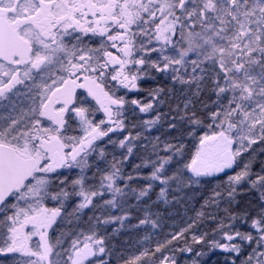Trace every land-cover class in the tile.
I'll list each match as a JSON object with an SVG mask.
<instances>
[{
    "label": "snow or ice",
    "instance_id": "obj_1",
    "mask_svg": "<svg viewBox=\"0 0 264 264\" xmlns=\"http://www.w3.org/2000/svg\"><path fill=\"white\" fill-rule=\"evenodd\" d=\"M134 25L136 31H133ZM112 27L117 31L109 35ZM77 31L105 36L106 42L111 44L98 49L76 45L69 48L64 37L73 36ZM137 36L143 37L139 45L135 43ZM74 39L79 41L80 37L74 36ZM181 41L185 46H180ZM108 47L116 49V54ZM134 52L141 55L135 56ZM153 52L158 54V60L148 58ZM58 54H63V58ZM190 55L195 58L189 59ZM206 63L208 68L204 67ZM56 65H60L66 75L52 79L50 84L36 85L38 102L31 109V120L23 125L24 130L17 128L20 120L16 118L0 129V214H3L0 217V228L3 229L0 254L18 253L26 257L18 264H86L90 257L106 254L104 238L96 236L95 232L84 236L83 240L72 238L67 248L60 239L49 241L46 229L60 215L63 201L69 196L80 198L75 209L79 211L93 206L94 198L111 192L112 198L105 204L119 207L122 215L112 216L103 223L118 222L123 227L129 215L124 201L118 204L116 197H124L125 188L139 201L159 182L163 185L159 198L166 199L170 182L177 189L198 184L202 177L233 168L242 151L264 142V0H199V3L197 0H0V96L16 84L24 83L30 73L35 71L39 77L41 72L50 73ZM129 65L140 67L126 71ZM255 65H259L261 71L253 75L251 69ZM109 68L111 73H108ZM150 69L162 73L171 69L173 79L189 85L196 83L197 92L206 78L211 79L216 102L219 104L221 97L227 101L220 105L222 111L211 113L214 123L219 119L218 130L201 136L195 155L183 164L182 169L191 173L187 180L181 169L167 175L165 166L172 163L173 157L182 156L183 145L165 142L163 150L171 155L160 156L156 152L155 160L134 165L138 170L151 164L149 175L123 173L113 162L111 171L101 175L97 186L87 185L88 157L96 153L104 159L105 151L96 141L111 132L123 130L124 105H136L140 112L153 109L152 102L126 101L122 96L110 95L104 91L103 82L97 80L108 73L112 81H118L124 88L139 90L137 81ZM189 69L188 79L178 75L181 71L188 73ZM21 72L23 78L18 79ZM77 88H86L88 95L100 104L109 123L107 128L102 127L105 120L94 123L88 118V108L75 106L71 112L74 117H79L82 135L67 134L73 129L69 125L65 130L68 123L65 114L69 112ZM161 91L155 89L150 94L155 100ZM41 118L51 121L54 127L43 124ZM160 120L158 114L145 121L144 127L155 126ZM137 138L139 134L134 138L129 135L119 144L124 147L126 141ZM109 143L115 142L109 140ZM233 144L237 145L235 150ZM132 150V146L127 148L124 159ZM73 167L79 168L81 175L72 181L73 190L69 192L65 180L61 179L63 174L58 170ZM251 176L250 164H244L240 171L227 176L230 200L240 194L238 186L247 182L259 191L261 201H264V174H255L254 179ZM138 180L147 183L139 190L130 187L131 182ZM117 181H124V187L117 186ZM214 196L220 197L221 193L216 192ZM46 200H59L61 207H45ZM147 224L157 226L156 221L146 215L135 227ZM29 225L31 231L25 232ZM250 226L255 229V235L233 231L228 225L230 230L222 232L221 236L225 242L214 240L212 247L238 256L242 243L247 242L254 246L245 264H264V208L251 219ZM220 227L225 225L221 223ZM33 236L38 237L34 246L29 243ZM203 239V235L192 236L195 244L202 243ZM237 240L239 242L233 243ZM161 247L157 246L156 251L159 252ZM180 251L191 253L193 249L188 246ZM141 256L127 264H138ZM169 260L164 256L160 264H169ZM100 264L107 262L100 261ZM170 264H176L174 258Z\"/></svg>",
    "mask_w": 264,
    "mask_h": 264
},
{
    "label": "trees",
    "instance_id": "obj_2",
    "mask_svg": "<svg viewBox=\"0 0 264 264\" xmlns=\"http://www.w3.org/2000/svg\"><path fill=\"white\" fill-rule=\"evenodd\" d=\"M142 39V36L141 38L135 37V43L139 45ZM176 39L178 38H174V42ZM168 52L171 54V48ZM134 55L139 56L141 54L135 52ZM148 58L158 60V54L153 52ZM204 67L208 68L209 65L206 63ZM190 73L191 70L189 69L188 73L181 71L178 75L188 79ZM138 86L139 90L130 95H125L124 99L126 101L137 99L141 103L152 102L153 109L140 112L136 105L128 103L124 105L122 116L124 128L122 131L109 135L112 138L110 140L115 143H109V149L104 150L107 162L110 165L116 162L123 168V173L136 175L138 172L140 175L146 176L152 171L151 164L148 165L149 169L141 167L138 170L134 168V165L141 164L142 161L155 160L157 158L156 152L160 156L171 155V153L163 150L165 142L182 144V156L173 157L172 163L165 166L167 175L171 176L178 169L183 170L184 163L190 162L199 148L201 136L212 134L218 130L219 119L214 123L211 113L217 110L222 111L220 105L227 101L221 97L219 104L216 102L217 96L212 90L211 79L206 78L200 84V90L197 92L196 83L189 85L173 79L171 69L163 73L150 69L147 75L139 79ZM155 89L162 91L154 100L150 93ZM186 104L187 107H185ZM158 114L161 117L160 122L155 126L145 128L144 122L153 119ZM193 120L199 121V123H192ZM170 124H175L176 127L170 128ZM137 134H139V138L126 141L124 147L120 146L119 141L124 140L129 135L133 138L137 137ZM154 145L156 146L155 149ZM129 146L133 148L132 153L127 159H124ZM94 161L91 162L92 170L96 167ZM121 161H123L122 164ZM255 162L253 173L256 170V174H264L263 152H257ZM233 173L202 178L198 184L181 186L179 189L170 182L166 199L159 198L160 188L163 185H159L158 182L154 184L149 195L139 201L135 198L134 193L128 192V189L125 188L126 212L129 219L124 221L123 227L120 224L117 225L118 222H112L101 236L104 238L107 259L111 260L110 264H127L129 260L141 256L145 252L146 254L141 256L138 264H159L164 256H168L169 261L174 258L176 264H194V262L195 264H233V261L235 264H245L246 258L241 259L240 255L248 256L253 245L242 246L238 256L211 245L214 240L220 243L225 242L221 236L222 232L230 230L228 225L233 226L242 221L237 229L232 230L248 233L245 229L250 228L251 219L256 217L264 208V201H261L260 194L247 188L241 189L239 187L238 192L240 194L233 200L228 198L226 181L227 176ZM68 174L63 173L61 178L65 180V186L69 189L72 187V181L77 178L70 177ZM183 176L187 180L191 174L189 171L183 170ZM124 183L121 181L118 185L123 188ZM145 183L147 182L144 180L133 181L130 183V187L139 190ZM216 192H220L221 196L215 197L214 193ZM99 201L102 199L97 197L94 199L95 216L100 215L103 220L112 217L110 209L100 207ZM146 215L154 219L157 226L152 227L151 224H147L135 227ZM230 217H235V219H230ZM221 223L225 225L224 228L220 227ZM189 225L192 227L189 228ZM186 228L188 231H183ZM182 231L183 235L181 236ZM193 235L197 237L203 235V242L193 243ZM253 235L255 234L253 233ZM174 236L176 239H173ZM233 242L236 243L238 240ZM157 246H162L159 252L156 251ZM188 246L193 249L191 253L180 251V249ZM13 258L14 256L5 257L0 262L12 264Z\"/></svg>",
    "mask_w": 264,
    "mask_h": 264
},
{
    "label": "flooded vegetation",
    "instance_id": "obj_3",
    "mask_svg": "<svg viewBox=\"0 0 264 264\" xmlns=\"http://www.w3.org/2000/svg\"><path fill=\"white\" fill-rule=\"evenodd\" d=\"M116 31L117 29L115 27H112L111 31L108 34L109 35L114 34ZM74 36H79L80 40L77 41L76 39H74ZM64 41L69 48H71L73 45H76L80 48L98 49L101 48L102 46L107 47L108 44H111L110 41L106 42L105 36H101L99 34H92V33H88L85 35L78 31L75 32L73 36L66 35L64 37ZM108 50L112 51L114 54H116L117 52L116 49H112L110 47H108ZM58 55H60L61 58H63V54H58ZM111 72L112 69L109 68L108 73ZM108 73H106L103 78L97 80L98 83L103 82L104 91L109 92L110 95L114 94L115 96L118 97L123 96L125 93H128V89L124 88L122 85H119L118 81H112ZM62 74L64 73L62 72L60 65L54 66L50 73L41 72L39 77H37V73L34 71L30 73L29 79L24 80V83L16 84L10 91H5L4 95L0 96V129L6 128L7 125L11 123V119L16 118L20 120V124L17 125V128L19 130H24L23 125L31 120V116H32L31 109L34 108L38 102L36 85L44 84V83L50 84L52 79H56ZM22 78H23V73L21 72V76L18 77V79H22ZM4 79L6 80L7 78L5 77ZM57 95H59V93H57ZM75 106L88 108L89 109L88 114L91 117L94 107H97L101 113V114H97V119H96L97 122H99L100 119H104L106 117L105 113L103 112V109L100 107V104L92 96L88 95L87 89L77 88L75 90V98L73 100V103L69 105V112L65 114V119L68 121V123L65 125V130H67L69 125H71L73 129L72 131L67 133L68 135H72V136L82 135L79 126V117H74V114L71 112V108ZM56 107H59V105H56ZM41 120L43 124L54 127L51 121H47L46 118H41ZM71 202L73 203L72 205L76 207V205L79 202V199L77 200L71 199ZM89 207L79 211L70 210L69 213L70 212L71 213L69 214L68 217H66L65 221L70 224L72 220L74 223L82 222L85 225L84 222L87 223L91 221L90 219L91 216L90 214H88L90 210ZM10 214L11 213L9 212V215ZM2 215L3 214H0V217H2ZM95 215L96 213L94 212L93 217L95 218L96 225L89 226L88 229H96V227L97 229H106L107 226L111 225V223H107V224L103 223V219H101L100 215L97 217ZM59 218L60 216H57L55 222L48 229H57L58 226L57 223ZM30 228L31 225H29L25 229H30ZM61 229H74V226L70 224V228L63 227ZM101 256L102 255L90 257L86 262V264H93V262H95V264H100V261H106L107 264L111 263V260L104 259V257L102 258Z\"/></svg>",
    "mask_w": 264,
    "mask_h": 264
},
{
    "label": "rangeland",
    "instance_id": "obj_4",
    "mask_svg": "<svg viewBox=\"0 0 264 264\" xmlns=\"http://www.w3.org/2000/svg\"><path fill=\"white\" fill-rule=\"evenodd\" d=\"M198 2H199V0H197V3ZM133 31H136V26L135 25L133 26ZM196 31H199V28H197ZM137 38H141V36H137ZM183 46H185V44L182 41L181 47H183ZM134 54H135V52H134ZM253 55L254 56H258V54H256V53H254ZM193 58H195L194 55H190L189 56V59H193ZM133 67H134L133 65H129L128 68L126 69V71H128V69L133 68ZM251 71H252L253 75H256L257 73H259L261 71V68H260L259 65H255V66H253ZM138 83H139V80L137 81V84ZM128 91L130 93H132V92H134L136 90H129L128 89ZM97 114H101L97 107H94V110L92 112V117L87 113L88 118L93 120L94 123L97 122L96 121ZM100 120H102V119H100ZM103 120H105V123H104V125H102V127L103 128H107L109 126V123H108L106 117ZM116 132L117 131L111 132V133H109V135L114 134ZM110 139H112L111 136H106L102 140L96 141V144L99 145L104 150H108L109 147H110L108 145ZM236 147H237V145L233 144V150H235ZM258 151L264 153V142H258L257 144H253L250 148H248L247 151H242L241 156L237 158V166H236V169H235L233 174H235L236 172L240 171L243 168L244 164H250V170H251V173H252V176L250 178L254 179V174H256V170L253 173V167L256 164L255 156L257 155ZM93 160H95L94 162H96V167H94L95 168L94 170H92L93 167H92V163H91ZM88 164H89V167L85 170V174H86V177H87L86 184L90 185V186H97L99 184L101 175L105 174L106 172H110L111 171V165L107 162L106 154H105L104 159H100L96 153L91 154L88 157ZM146 168L149 169L148 166ZM58 172L62 173V174L66 172V173H69L68 175H70V177H76V178H78L81 175V170L79 168H76V167H73L71 169H60V170H58ZM208 178H210V177H208ZM119 182H121V181H117V186H119L118 185ZM159 185H160V183H159ZM56 187L57 188L60 187L58 182L56 184ZM119 187H121V185ZM239 187L241 189L247 188V189H250V190H254L256 193H259V191L257 189L251 188L247 182H242L238 186V188ZM72 190H73L72 187L68 189L69 192H71ZM125 193H126V191H125ZM97 198H101L102 199V201H99L100 203H98V205L100 207H105V208L108 207L110 209V211H111L113 216L122 215V212H121L119 207L112 208L111 206H108V205L105 204L106 200H109V199L112 198V193L111 192L106 191L104 193L103 197H97ZM71 199L77 200V199H80V198L77 197V196H70L66 200L63 201V206L62 207H61V201H59V200H55V201L54 200H46V201H44L45 207H48V208L61 207V212H60V215H59L60 218H59L58 223H57L58 224L57 229H46V231L48 233V239H49L50 242H54L56 239H60L63 247H65V248L68 247V245L70 243V240L72 238H77L78 237L80 240H83L84 236L93 235V232H95V235L98 236V237H101L105 233V229H97V227H96V229H88L89 226L96 225L95 218L93 217L94 211H95L93 209L94 200H93V206L89 207L90 210H89L88 214H90V216L93 217V218L90 217V219H91L90 222H87V223L84 222L85 223V225H84L82 222H78V223L75 222L74 223L71 220L70 224L74 226V229H61L63 227H69L70 228V224L67 223L65 220H66V217H68L69 214L71 213V212L69 213V211L76 209V207H74L72 205L73 203L71 202ZM116 199H117V203L118 204L121 202V200H123L124 203H125V210H127V206H126L127 197H126V195L124 197L117 196ZM74 221H76V220H74ZM241 222L237 223L236 225L231 226V230L232 229H237L240 226ZM118 224L119 223H117V225ZM242 229H244V228H242ZM245 230L248 231V232L250 231L252 234L253 233L256 234L255 229L251 228V226H250L249 229H245ZM2 231H3V229H0V233H2ZM28 231H31V228L30 229H25V232H28ZM37 240H38V237L33 236L32 240L29 242L30 245L34 246ZM242 246L246 247V246H249V244H247V242H243ZM225 252H227V251H225ZM228 253H233V252H228ZM101 257L102 258L104 257V259H107L108 258L107 252H106V254H103ZM240 258L241 259H245V258H247V256H245L244 254H241ZM23 259H26V257H21L20 254H17L11 260V263L12 264H18V262L22 261ZM0 264H5V262H0Z\"/></svg>",
    "mask_w": 264,
    "mask_h": 264
},
{
    "label": "water",
    "instance_id": "obj_5",
    "mask_svg": "<svg viewBox=\"0 0 264 264\" xmlns=\"http://www.w3.org/2000/svg\"><path fill=\"white\" fill-rule=\"evenodd\" d=\"M235 167H236V164L233 166V168H231V169H226L225 172H223V173H219V175H223V174H225V173H227V172H231V171H233V170L235 169ZM11 254H15V253L0 254V258H2V257H4V256L11 255ZM169 264H170V262H169Z\"/></svg>",
    "mask_w": 264,
    "mask_h": 264
}]
</instances>
